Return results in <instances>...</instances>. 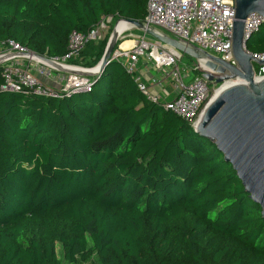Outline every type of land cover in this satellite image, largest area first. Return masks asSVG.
Instances as JSON below:
<instances>
[{
  "label": "trees",
  "instance_id": "trees-1",
  "mask_svg": "<svg viewBox=\"0 0 264 264\" xmlns=\"http://www.w3.org/2000/svg\"><path fill=\"white\" fill-rule=\"evenodd\" d=\"M145 3L0 0V42L61 57L72 31L140 21ZM104 43L79 59L95 65ZM243 46L264 53V22ZM88 77L76 92L0 90V264H264L260 207L214 144L122 61Z\"/></svg>",
  "mask_w": 264,
  "mask_h": 264
},
{
  "label": "built area",
  "instance_id": "built-area-1",
  "mask_svg": "<svg viewBox=\"0 0 264 264\" xmlns=\"http://www.w3.org/2000/svg\"><path fill=\"white\" fill-rule=\"evenodd\" d=\"M233 13L234 0H146L145 14L140 22L146 27L165 33L182 43L194 45L235 66L231 54ZM110 19V16L101 18L86 33L72 31L68 36L66 53L63 56H45L59 67L33 57L30 54L33 52L12 40L0 42V65L2 66L0 90L55 95L56 91H51L39 84L37 76H51L50 70L73 67L65 62L76 57L87 42L99 39L100 32L106 27L105 21L109 22ZM119 22L123 21L118 19L117 23ZM261 22H264V16L250 14L244 20V36L256 30ZM243 49L245 50L244 46ZM245 51L257 60H264V53ZM143 55L146 60L151 61L152 67L159 74L151 79L152 85L160 88L166 77L172 78L174 94L170 99L161 100L160 95L155 91L152 92L136 74L138 57ZM179 59L180 54L177 51L156 39L152 43L141 39L139 43H132L127 48L118 46V49L114 50L110 56V60L122 61L125 70L134 75L133 79L138 90L147 99L160 103L164 109L180 117L189 125H194L197 116L213 94V83L207 82L200 74L184 81L186 74L181 75L177 67ZM24 61L29 62L31 66L26 65ZM252 69L254 76L264 75V65L252 63ZM76 76V74L68 73V76L63 77V86L60 91L88 90L89 77Z\"/></svg>",
  "mask_w": 264,
  "mask_h": 264
},
{
  "label": "water",
  "instance_id": "water-1",
  "mask_svg": "<svg viewBox=\"0 0 264 264\" xmlns=\"http://www.w3.org/2000/svg\"><path fill=\"white\" fill-rule=\"evenodd\" d=\"M252 13L264 16V0H234L231 54L235 66L194 45L146 27L139 20H119L193 58L200 68V76L207 82L215 85L225 82L216 88L215 93L213 91L195 124L190 126L196 134L212 142L223 160L231 165L243 191L260 207V215L264 219V75L256 77L252 69V63L264 65V60L255 59L243 49L248 36H244V20ZM117 38L113 28L99 60L92 67H76L82 71L64 70L87 76L97 74L110 60ZM30 54L59 67L45 56Z\"/></svg>",
  "mask_w": 264,
  "mask_h": 264
},
{
  "label": "rangeland",
  "instance_id": "rangeland-1",
  "mask_svg": "<svg viewBox=\"0 0 264 264\" xmlns=\"http://www.w3.org/2000/svg\"><path fill=\"white\" fill-rule=\"evenodd\" d=\"M117 20L118 19L111 18L109 22L105 21L106 22L105 23L106 27H105L104 30H102L100 32V38L97 39V40H95V41H92V44H95L96 45L99 41H102L103 40L105 42L104 43V46H105V44L107 42V39L109 37L110 32L112 31L113 28L115 29V25L117 24ZM127 27L128 28L126 30H124V32L120 36H118L119 38H117V40L115 41L114 46H113V51L116 50V49H118V46H121L124 42L131 43L130 41H132V43H136L137 44V43H139V41L141 39H143L147 43H152V41L154 40V38H152L150 35L145 34L141 30L136 29L133 26H128L127 25ZM178 53L180 54V59L177 62V67H178V70L181 73V75L186 74V76L184 78V81H187V79H190L191 77L195 76L191 72L192 68H194L196 70H199L200 68L197 67V65H196V63H195V61H194L193 58L187 56L184 53H181V52H178ZM79 57L80 56L78 54L76 57L71 58V59H75L74 61L70 62L68 60V61L65 62L66 64L73 66V67H69V69L72 70V69H74L76 67H80V68H90V67L93 66V65H86V64H84V62L81 61L79 59ZM143 61L147 62L149 65L152 64L150 60H146L145 59V55L139 56L138 57V62H137L136 67H135L136 68L135 71H136L137 75H139V76H141L140 74L142 72H144V69L139 67L140 63L143 62ZM24 63L26 65H29V67L31 66V64L29 62L26 63V61H24ZM77 69H79V68H77ZM68 73L74 74V75L76 74L77 75L76 77L84 76L83 74L76 73V72H69L67 70H50V75L51 76L38 75L37 76V79H38V82H39V84L41 86H43V87H45V88H47V89H49L51 91H60L62 89V86H63V81H62L63 79L62 78L65 77V76H68ZM172 81H173L172 78L166 77L164 79V81H163L162 90H165V88H170ZM145 83L147 85H151L149 83V81L148 82H145ZM218 86L219 85H214L213 84V86H212L213 90L216 91L217 90L216 88H218ZM158 89H159V87H158ZM150 90L152 92H154L153 89H150ZM56 254H57L58 257H60V247H59V245H57V247H56Z\"/></svg>",
  "mask_w": 264,
  "mask_h": 264
},
{
  "label": "crops",
  "instance_id": "crops-1",
  "mask_svg": "<svg viewBox=\"0 0 264 264\" xmlns=\"http://www.w3.org/2000/svg\"><path fill=\"white\" fill-rule=\"evenodd\" d=\"M132 43V41H130ZM121 47V46H120ZM138 62V61H137ZM140 68L144 69V72H142L140 75L141 79L145 82H148L152 85L151 79L158 76V71L152 67V64L149 65L147 62L143 61L139 65ZM137 74V73H136ZM148 85L150 89H153L156 93H158L161 97V100H168L170 99L173 94H174V88H173V83L171 82V87L170 88H165V90H162V87L158 89L157 86L154 85ZM151 86V87H150ZM161 89V90H160ZM164 97V98H163Z\"/></svg>",
  "mask_w": 264,
  "mask_h": 264
},
{
  "label": "bare ground",
  "instance_id": "bare-ground-1",
  "mask_svg": "<svg viewBox=\"0 0 264 264\" xmlns=\"http://www.w3.org/2000/svg\"><path fill=\"white\" fill-rule=\"evenodd\" d=\"M128 27H127V25H126V23H124V22H119V23H117L116 24V26H115V29H114V35L115 36H120L121 34H122V32L125 30V29H127ZM119 38V37H118ZM132 43H129V42H124L122 45H121V47L122 48H127V47H129L130 45H131ZM80 69V68H79ZM76 69V68H74V70L75 71H82V69ZM223 85H225V82L222 84V85H220V87H222ZM216 91H214V93H215Z\"/></svg>",
  "mask_w": 264,
  "mask_h": 264
}]
</instances>
